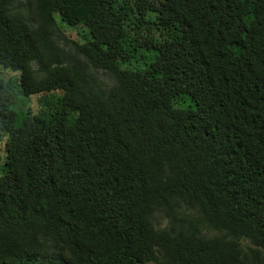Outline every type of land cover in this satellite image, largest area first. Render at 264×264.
<instances>
[{
    "label": "trees",
    "instance_id": "obj_1",
    "mask_svg": "<svg viewBox=\"0 0 264 264\" xmlns=\"http://www.w3.org/2000/svg\"><path fill=\"white\" fill-rule=\"evenodd\" d=\"M0 264H264V0H0Z\"/></svg>",
    "mask_w": 264,
    "mask_h": 264
},
{
    "label": "rangeland",
    "instance_id": "obj_2",
    "mask_svg": "<svg viewBox=\"0 0 264 264\" xmlns=\"http://www.w3.org/2000/svg\"><path fill=\"white\" fill-rule=\"evenodd\" d=\"M65 34L67 36H69L70 38L72 39H76L77 37L76 36V31L75 30H69V29H65ZM93 73L96 75V78L97 80L102 84L103 87H109L111 86V83L113 82V79L110 75L104 73V72H101L99 70L97 71H94L93 70ZM186 213L190 216V217H193V218H197V214L195 212V210L191 208H187L186 210ZM154 224L158 227H163L165 225V219L162 217V215L158 214V213H155L154 215ZM204 234L210 236V234H212L210 231L207 232V231H204Z\"/></svg>",
    "mask_w": 264,
    "mask_h": 264
},
{
    "label": "clouds",
    "instance_id": "obj_3",
    "mask_svg": "<svg viewBox=\"0 0 264 264\" xmlns=\"http://www.w3.org/2000/svg\"><path fill=\"white\" fill-rule=\"evenodd\" d=\"M191 207H192V206H188V207L183 206L182 210H183L184 213H186L187 208L189 209V208H191ZM192 209L195 210V212H196V214H197V216H198L197 219H199V215H198L196 209H194L193 207H192ZM158 214H159V213H158ZM186 214H187V213H186ZM187 215H188V214H187ZM188 216H189V215H188ZM189 217H190V216H189ZM191 218H193V217H191ZM166 223H167V220L165 219V225H166ZM165 225H164V226H165ZM164 226H163V227H164ZM157 227H158V226H157ZM163 227H161V228H163ZM158 228H160V227H158ZM161 228H160V229H161ZM204 231H206V230H205V229L202 230V233H203V234H204ZM211 233H212V232H211ZM239 244H240L242 247L248 245L246 239H244V238H242V239L239 240Z\"/></svg>",
    "mask_w": 264,
    "mask_h": 264
}]
</instances>
